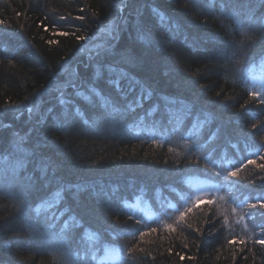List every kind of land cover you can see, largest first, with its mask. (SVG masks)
Masks as SVG:
<instances>
[{
	"label": "trees",
	"instance_id": "trees-1",
	"mask_svg": "<svg viewBox=\"0 0 264 264\" xmlns=\"http://www.w3.org/2000/svg\"><path fill=\"white\" fill-rule=\"evenodd\" d=\"M261 29L264 0H0V157L33 152L21 175L37 178L16 194L0 167V264H61V245L78 264L85 240L91 264H264V208L253 207L264 202ZM145 41L141 67L109 57L115 72L97 76L102 50ZM121 71L129 101L152 93L141 107L127 110L109 82ZM73 85L83 96L61 104ZM91 88L121 109L115 120ZM38 164L61 183L41 187ZM193 180L208 188L198 195ZM67 185L89 187H65L59 207L80 227L61 240L59 224L29 209Z\"/></svg>",
	"mask_w": 264,
	"mask_h": 264
},
{
	"label": "snow or ice",
	"instance_id": "snow-or-ice-1",
	"mask_svg": "<svg viewBox=\"0 0 264 264\" xmlns=\"http://www.w3.org/2000/svg\"><path fill=\"white\" fill-rule=\"evenodd\" d=\"M80 19H84V17H80ZM133 28L137 31H143L144 29V22L140 19V13H137V20L136 23L133 25ZM178 30V28H177ZM257 29L255 26H251L248 28L243 29L245 32L247 39H252L253 36L250 35V33H254ZM262 34H264V29H261ZM83 39V37H81ZM141 39H143L141 37ZM152 46V41H145L144 44H127L123 47V49L119 52L116 51L115 45H109L106 49L102 50L95 58V63L99 65L100 67L97 69V76L101 75V70L107 66V61L109 57H119L120 61H123L126 65L130 67H141L144 62V54L147 51L148 47ZM240 50L237 49L233 56L239 55ZM107 70L109 73H114L115 69L111 68L110 66H107ZM128 74L121 71L117 74V80L116 81H109L110 83H116L117 88L120 90L121 98L126 101V108L127 110H134L137 107H141L143 102L149 98L152 93L149 92L148 96H144L143 93L135 97L133 100H128V95L134 91V88H129L127 92L123 91V89L120 88L119 85V79H122L126 77ZM129 79H132V77H129ZM136 83H140L139 81H136ZM77 88V90L73 93L72 100H65L61 98L60 103L64 105H73L75 103V100L81 96H83V93L78 90L79 86L73 85ZM91 96H96L99 98V101L101 103V106L105 109H110V111H107L105 113V118L109 119L110 121L115 120V116L117 114L121 113V109L118 107H115L113 103L107 99L105 96H102L99 91L96 90V88L90 89ZM84 100H90V96H84ZM163 100H165L166 104H176L177 101L174 98H170L167 96L162 97ZM179 103L187 107V105H184L183 101H179ZM159 105H154L153 108L149 111V115L152 114V112L156 111L158 109ZM169 112L172 111V109H168ZM76 113L80 114V109H76ZM69 119L68 113L66 112L64 114V120L67 121ZM177 123H180L178 120ZM33 152H29L25 150L24 148L17 147L15 151L10 152L8 156L0 157V167H2L4 173L8 175L9 177V184L12 190L16 194H23L27 190H37L36 189V183L37 178L33 175H24L22 176L21 173L26 171L28 164L30 163V157L33 156ZM249 164H256L255 160H249ZM257 167L264 169V164H259ZM37 169L40 171L41 176L39 177L40 180L43 181V184L41 187H47L48 185L52 184L55 180L56 183H61L60 180L55 178V169L53 168V175L49 177L48 175V164L37 165ZM239 172V169L233 171L231 173L232 176H236ZM65 187L72 188L76 187L77 191H80L82 188L89 187L86 185H67V186H61L60 189L57 191L49 194L47 197H42L41 202L36 205L34 209H29V212H34L36 216H40L41 214H45L46 219H50L52 223H49L48 227L52 228L55 227L57 224H59L60 232H59V238L61 240L64 239V236L66 233L71 235L72 231L76 228L80 227V222L77 219L75 215L70 214L68 209H60L59 205L61 203L62 194L65 190ZM115 191V190H114ZM208 203H211V201H207ZM19 203H23V201H20ZM19 206V204L17 205ZM253 207H260L264 208V202H260L258 205H253ZM52 212V216L49 218L47 217V213ZM66 217V219H65ZM24 224H22V227H27L28 231L31 233H36L37 229L34 226V224L31 221V218L29 216V213L24 214ZM262 232H264V228L261 229ZM87 235V232H86ZM95 239H98V236L94 237ZM257 243L264 245V240H259ZM79 247V245H77ZM131 251V249H130ZM84 255L82 258L77 257L78 264H91V261L95 259V251L93 248V245L89 243L87 240L84 241V248H83ZM58 258L64 260L67 264V262L70 260V264H76V262L71 260V254L70 250L67 247H64L61 245L56 252L54 253Z\"/></svg>",
	"mask_w": 264,
	"mask_h": 264
},
{
	"label": "rangeland",
	"instance_id": "rangeland-1",
	"mask_svg": "<svg viewBox=\"0 0 264 264\" xmlns=\"http://www.w3.org/2000/svg\"><path fill=\"white\" fill-rule=\"evenodd\" d=\"M251 78H252V85L256 86V88L259 87V89H262V80H261V76H260V72L259 70L256 71H252L251 73ZM192 184L197 188V194L199 195L203 190H205L208 187H205V184L197 181V180H193Z\"/></svg>",
	"mask_w": 264,
	"mask_h": 264
},
{
	"label": "clouds",
	"instance_id": "clouds-1",
	"mask_svg": "<svg viewBox=\"0 0 264 264\" xmlns=\"http://www.w3.org/2000/svg\"><path fill=\"white\" fill-rule=\"evenodd\" d=\"M53 259L56 260V259H58V257L53 254ZM61 264H66V262L64 260H62ZM67 264H70V260L67 262Z\"/></svg>",
	"mask_w": 264,
	"mask_h": 264
}]
</instances>
